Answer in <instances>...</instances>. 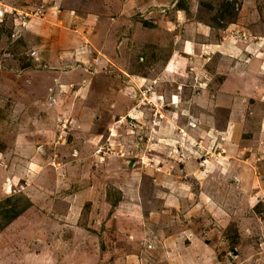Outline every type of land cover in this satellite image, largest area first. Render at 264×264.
<instances>
[{
	"label": "rangeland",
	"instance_id": "obj_1",
	"mask_svg": "<svg viewBox=\"0 0 264 264\" xmlns=\"http://www.w3.org/2000/svg\"><path fill=\"white\" fill-rule=\"evenodd\" d=\"M2 251L264 264V0H0Z\"/></svg>",
	"mask_w": 264,
	"mask_h": 264
},
{
	"label": "crops",
	"instance_id": "obj_2",
	"mask_svg": "<svg viewBox=\"0 0 264 264\" xmlns=\"http://www.w3.org/2000/svg\"><path fill=\"white\" fill-rule=\"evenodd\" d=\"M106 28H108V27H105V29ZM98 29H102L101 27L100 28H98ZM97 29V30H98ZM91 30V29H90ZM106 32V31H105ZM179 142V141H178ZM178 144V143H177ZM28 143H22V142H17V146H19V149L17 150L18 151V153H19V155L21 156V155H24L25 153H27V154H31L32 155V158L33 159H35L37 156H39V155H37L38 153H36V154H34V152L32 151V149L31 148H29L28 147ZM16 146V147H17ZM15 148V147H14ZM13 151V154L15 153L14 152V149L12 150ZM38 160V159H37ZM46 167H48V166H45V168ZM4 179L6 180L7 179V176H5L4 177ZM15 179H13V182L11 183V181H9V184H10V186L12 187V184L15 182L14 181ZM9 184L7 185L6 184V181H5V188L7 189L8 187H9ZM68 211H70L71 212V215L72 216H74L73 215V210H68ZM67 218H69V215H67L66 216ZM28 220L26 219V217H24V218H16V219H14V220H12V222L10 223V225H11V227L12 226H14V227H16L17 228V230H13V231H17V232H21V233H23V234H25V233H27L28 231H27V227H28ZM75 233L76 234H80V232L78 231V230H76L75 231ZM104 250H102V253H104L103 252ZM0 255H1V257H4L5 255L3 254V251L0 253ZM33 261H30V263L29 264H33L32 263ZM28 264V263H27Z\"/></svg>",
	"mask_w": 264,
	"mask_h": 264
}]
</instances>
